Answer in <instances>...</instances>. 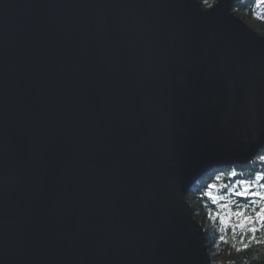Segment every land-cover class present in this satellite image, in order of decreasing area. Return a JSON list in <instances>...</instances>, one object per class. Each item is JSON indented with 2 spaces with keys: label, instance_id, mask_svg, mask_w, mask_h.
Wrapping results in <instances>:
<instances>
[{
  "label": "water",
  "instance_id": "95a60500",
  "mask_svg": "<svg viewBox=\"0 0 264 264\" xmlns=\"http://www.w3.org/2000/svg\"><path fill=\"white\" fill-rule=\"evenodd\" d=\"M236 0H0V264H211L188 194L264 149V36Z\"/></svg>",
  "mask_w": 264,
  "mask_h": 264
},
{
  "label": "trees",
  "instance_id": "16d2710c",
  "mask_svg": "<svg viewBox=\"0 0 264 264\" xmlns=\"http://www.w3.org/2000/svg\"><path fill=\"white\" fill-rule=\"evenodd\" d=\"M217 0H208L203 6L208 8ZM264 0H236L233 10L236 15L249 23L259 34H264ZM264 149L260 154L247 164H237L235 166H218L207 173L188 194V198L193 206L194 216L201 222L205 223L207 242L210 244L212 263L211 264H264V226L259 222L256 223L258 232L256 234L257 241L249 243L247 249L243 248V243L248 242L244 238L251 237L250 232L252 225L243 221L234 222V219H239V216L233 213L237 210V205L244 206L250 202L259 200L256 196H234L226 189H222L220 185L224 183L234 182L233 178L227 176V172L235 169L240 173L237 178H248L256 171L264 170ZM224 173L221 180L217 181V175ZM212 183L218 185L217 189L211 190L207 186ZM211 190L214 195H224L227 192L228 199L213 200L204 195L205 191ZM239 190V189H237ZM252 191H264L259 187ZM224 204H230V208L223 207ZM260 207H264V200H260L254 207H248L245 211L248 214H253ZM219 213V217L217 216ZM208 225V226H207ZM245 225V226H243ZM215 228V230H212ZM223 236L224 240L220 237Z\"/></svg>",
  "mask_w": 264,
  "mask_h": 264
},
{
  "label": "snow or ice",
  "instance_id": "6c2138e0",
  "mask_svg": "<svg viewBox=\"0 0 264 264\" xmlns=\"http://www.w3.org/2000/svg\"><path fill=\"white\" fill-rule=\"evenodd\" d=\"M204 3L207 4L208 0H204ZM261 159H264L262 157ZM240 173H238L235 169H232L227 172V176L233 178L234 182L230 181L229 183H224L220 185L222 189H226L232 193L234 196H256L259 198V200L250 202L244 206L237 205V210L233 213L236 216L243 217L244 222L247 224L252 225V227L249 229L250 232L253 234L251 237H245L244 239L248 242L243 243V248L247 249L249 247V243L252 242H260L256 239V234L258 232L257 227L255 226L257 222L261 226H264V207H260L258 211L254 212L253 214H248L245 209L248 207H254L256 204L259 203L260 200H264V191H252L254 188H261L264 189V170L256 171L254 174H252L248 178H237L239 177ZM222 176H224V173H221L216 176V180H221ZM218 185L216 183H212L211 185H208L207 188L211 190L217 189ZM239 189V190H237ZM208 190L205 191L203 194L208 196L210 199L213 200H225L228 199L227 192L224 193V195H214L213 191ZM223 207L230 208V204H224ZM217 216L219 217V213H217ZM221 240H224V237H220Z\"/></svg>",
  "mask_w": 264,
  "mask_h": 264
},
{
  "label": "rangeland",
  "instance_id": "374dc122",
  "mask_svg": "<svg viewBox=\"0 0 264 264\" xmlns=\"http://www.w3.org/2000/svg\"><path fill=\"white\" fill-rule=\"evenodd\" d=\"M263 10H264V6H263ZM249 24V23H248ZM262 36H264V34H262ZM260 154V153H259ZM240 221H243L244 222V218L243 217H239V219H234V222H240ZM201 222V221H200ZM203 225H204V227L207 229V227H206V225H205V223H203V222H201ZM208 226V225H207ZM212 230H215V228H212L211 226H209Z\"/></svg>",
  "mask_w": 264,
  "mask_h": 264
},
{
  "label": "flooded vegetation",
  "instance_id": "af4514ba",
  "mask_svg": "<svg viewBox=\"0 0 264 264\" xmlns=\"http://www.w3.org/2000/svg\"><path fill=\"white\" fill-rule=\"evenodd\" d=\"M243 226H245V225H243Z\"/></svg>",
  "mask_w": 264,
  "mask_h": 264
}]
</instances>
